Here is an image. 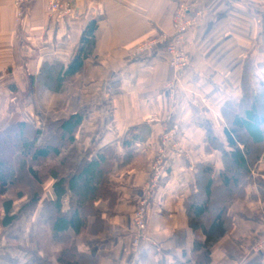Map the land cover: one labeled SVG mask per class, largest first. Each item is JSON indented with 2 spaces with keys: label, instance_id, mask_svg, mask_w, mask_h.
<instances>
[{
  "label": "crops",
  "instance_id": "0c3cea01",
  "mask_svg": "<svg viewBox=\"0 0 264 264\" xmlns=\"http://www.w3.org/2000/svg\"><path fill=\"white\" fill-rule=\"evenodd\" d=\"M15 1L0 0V108L11 109L3 118L38 122L82 113L79 146L97 151L113 147L120 155L126 151L120 139L136 129L131 157L126 165L116 163L111 175L115 202L109 207L99 200L100 215L90 216L75 237L78 251L92 259L81 264H204L192 254L189 197L203 189V173L198 180L196 174L199 164H210L214 185H220L221 151L208 149L205 138L212 133L225 142L222 108L240 103L245 75L255 92L264 93V33L257 24V0H195L205 18L189 35L191 65L182 72L169 64L162 48L135 53L143 42L172 32L182 0H68L72 12L64 17L49 13L53 0H28L20 8ZM92 20L98 25L91 56L80 73L55 91L56 84L46 85L47 69L55 62L70 64ZM168 81L177 84L174 94L166 88ZM45 91L52 96L49 103H44ZM47 105L51 110L45 112ZM172 123L179 125L183 152L168 153L163 178L149 200V239L136 253L132 214L150 181L162 135ZM250 176L241 197L229 201L231 224L212 247L210 264H264V254L252 249L264 237V153ZM48 197L53 198L51 188ZM199 237L204 239L202 233ZM5 248L7 256L18 254ZM60 249L51 245L52 264H57ZM20 255L18 264H25L28 254ZM5 257L0 253V264H12Z\"/></svg>",
  "mask_w": 264,
  "mask_h": 264
},
{
  "label": "trees",
  "instance_id": "16d2710c",
  "mask_svg": "<svg viewBox=\"0 0 264 264\" xmlns=\"http://www.w3.org/2000/svg\"><path fill=\"white\" fill-rule=\"evenodd\" d=\"M97 25L96 20L87 24L67 67L60 62L50 65L45 73L46 85L56 84L54 90L59 91L62 81L82 71L94 49ZM244 80L240 103L237 106L227 103L222 108L227 122L225 142L212 133L205 138L208 149L216 147L221 151L224 169L218 176L220 185H214L217 182L213 167L199 164L196 174L198 180L203 173L200 178L203 189L199 188L189 197L187 213L195 234L192 254L204 264H210L212 247L228 233L229 201L241 197L251 181V169L264 153V93L251 88L247 75ZM83 121V114L75 113L62 119L48 118L41 127L17 120L0 131V198L19 188L16 198L2 200L1 227L12 229L22 214L29 215L40 207V217L31 225L28 235L36 242L35 250L22 247L17 234L5 236L6 247L31 253L25 264H52V244L61 247L55 254L57 264L92 261L78 251L75 237L86 228L90 216L100 215L96 206L99 200L107 201L109 207L115 202L116 195L110 189L111 175L116 163L126 165L131 157L136 129L120 139V146L126 150L123 155L113 147L101 151L87 148L81 152L76 142ZM49 179L53 198L45 196L44 184ZM16 199H26L18 211L14 208ZM200 233L204 235L203 240ZM17 257L11 256L9 261L14 264L18 262Z\"/></svg>",
  "mask_w": 264,
  "mask_h": 264
},
{
  "label": "built area",
  "instance_id": "2783aa9c",
  "mask_svg": "<svg viewBox=\"0 0 264 264\" xmlns=\"http://www.w3.org/2000/svg\"><path fill=\"white\" fill-rule=\"evenodd\" d=\"M28 0H16L20 8ZM258 20L257 24L262 33H264V0H257ZM48 11L50 14H59L67 16L72 12L71 2L68 0H53L49 3ZM22 15V12L19 13ZM205 18L204 8L197 4L195 0H182L178 5L172 24V32H161L157 36L140 44L135 53L146 54L156 48H162L170 57V65L181 72L190 65L191 41L189 35L196 31L203 23ZM175 81H168L166 88L172 94L175 93ZM195 102V100H193ZM196 103V102H195ZM180 130L177 123H172L162 135L159 150L155 156L152 165L151 178L144 189L142 195L133 211L134 232L133 250L138 253L141 242L149 239L147 233V217L151 192L156 189L162 178L166 167V161L170 150L181 154L183 151L178 142V131ZM253 251L264 254V237L258 238L252 245Z\"/></svg>",
  "mask_w": 264,
  "mask_h": 264
},
{
  "label": "rangeland",
  "instance_id": "374dc122",
  "mask_svg": "<svg viewBox=\"0 0 264 264\" xmlns=\"http://www.w3.org/2000/svg\"><path fill=\"white\" fill-rule=\"evenodd\" d=\"M137 49V48H136ZM190 58H191V55H190ZM190 65H191V59H190ZM190 65L188 66V67H190ZM187 67V68H188ZM187 68H185L184 70H186ZM184 70H182V71H184ZM181 71V72H182ZM51 94L49 93V92H46L45 91V94L43 95L44 96V98H45V101H44V103H49L48 101H51V97L52 96H50ZM59 98H60V96H59ZM61 104V103H60ZM39 107V106H38ZM37 107V108H38ZM13 110H14V108H12ZM43 109H44V111L46 112V110H51V107H49L48 105L47 106H43ZM11 109L10 108H8V109H4V108H0V131L1 130H3L4 128H6L7 126H9V124H11V123H13V122H15V121H13V119L15 118H12L11 120H9L10 118L9 117H6L5 116V118H3V116H4V114H5V112L6 113H8V111H10ZM15 111V110H14ZM45 116V115H44ZM19 118H22L21 116H17V119H19ZM31 122H33V124H34V126H43L44 125V122H45V120H43V121H41L40 119H39V121L37 122L36 120H34V121H31ZM37 122V123H36ZM79 135V134H78ZM77 135V136H78ZM81 141H83L82 140V138H79L78 140H77V146H78V149H79V151H81V152H83V150H84V148H82V147H80L79 146V144H80V142ZM66 151V150H65ZM64 152V151H63ZM50 163H52V161H50ZM52 184V180L51 179H49V180H47L46 181V183L44 184V188H45V196H48V194H49V191H50V188H51V185ZM17 192H19V188L17 189H15L14 191H10L6 196H4V197H2V198H0V221H1V219H2V216H3V210H2V207H1V205H2V200H4V198H16V195H17ZM26 201V199H16V201H15V203H14V208H15V211H18L19 210V208L21 207V205H23V203ZM215 210V209H214ZM214 212V211H213ZM40 217V207H38V209L36 208V210H35V212L33 211L31 214H29V215H24V214H22L21 215V218L20 219H18L17 221H15L14 222V224H13V228L12 229H10V228H6V229H4L3 227H1V225H0V253L2 254V255H6V257H5V260H11V258H9V257H11L10 255H8L7 256V252H6V250H7V248H5V243L7 242V240H6V238H5V236L7 235V234H17L19 237H20V239H19V241H20V244H21V241L23 240V238H24V240H23V242H22V244H21V246L22 247H25V248H34V250H35V248H36V246H35V243L36 242H34V241H31L30 240V237L28 236L29 235V232L27 233V230H26V228L27 227H31V225L34 223V222H36L37 220H38V218ZM28 223V224H27ZM18 242V241H17ZM24 243V244H23ZM7 244V243H6ZM7 246V245H6ZM20 246V245H19ZM22 249H24V248H22ZM17 253L19 254V258L18 259H20V257H21V255L20 254H24V255H26V254H28V255H26V257L28 256L29 257V259H30V252H27V250L25 251V250H19V249H17ZM18 254H16V255H18ZM15 255V256H16ZM24 257V256H23ZM22 257V258H23ZM28 259V260H29ZM21 260V259H20ZM27 260V261H28ZM18 262H19V260H17ZM10 262V261H9ZM18 262H15L14 264H18ZM13 264V263H12Z\"/></svg>",
  "mask_w": 264,
  "mask_h": 264
}]
</instances>
